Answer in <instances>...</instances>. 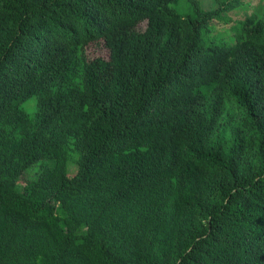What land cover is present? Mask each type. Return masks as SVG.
Wrapping results in <instances>:
<instances>
[{"label": "trees", "instance_id": "trees-1", "mask_svg": "<svg viewBox=\"0 0 264 264\" xmlns=\"http://www.w3.org/2000/svg\"><path fill=\"white\" fill-rule=\"evenodd\" d=\"M260 1L0 0V264H264Z\"/></svg>", "mask_w": 264, "mask_h": 264}, {"label": "rangeland", "instance_id": "rangeland-1", "mask_svg": "<svg viewBox=\"0 0 264 264\" xmlns=\"http://www.w3.org/2000/svg\"><path fill=\"white\" fill-rule=\"evenodd\" d=\"M205 1V5L209 8H213L214 5L213 3L211 2V0H204ZM246 1H249L251 6L249 9H246V10H243V8H239L238 10H232L230 12V15L233 17V19H240V18H244V14L242 13H245L246 11H250L252 9H254L255 6L259 5L260 4V0H246ZM248 8V7H247ZM215 25L217 26V30H223L226 25H229V24H224V23H221V22H218V21H214ZM89 55L90 56H99V55H102L104 57H109V49L108 47L105 45L104 41H99V42H94V43H91L90 46H89ZM35 101V99H32L30 101H28L26 104H25V107L27 108V110L33 114V109L30 110V104L33 103ZM34 115V114H33ZM37 165H39L38 163L35 164L34 166H32L30 168V170H28L26 173H25V176L23 178V181H27L28 179H31L32 177H34V175H36V170H37ZM77 171V166L72 164L70 166V174L73 175L75 172Z\"/></svg>", "mask_w": 264, "mask_h": 264}]
</instances>
